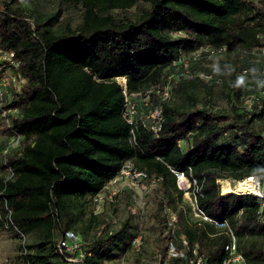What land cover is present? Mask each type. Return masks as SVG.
<instances>
[{
    "label": "trees",
    "instance_id": "obj_1",
    "mask_svg": "<svg viewBox=\"0 0 264 264\" xmlns=\"http://www.w3.org/2000/svg\"><path fill=\"white\" fill-rule=\"evenodd\" d=\"M207 47L262 50L264 4L0 0V50L13 53L19 65L4 67L0 60V77L9 70L21 80L0 100L1 130L11 138L1 162L0 232H12L21 242L12 264L64 263L57 244L69 231L90 252L83 264H104L116 251L126 252L138 237L128 221L112 230L88 209L128 162L157 180L160 209L174 212L177 236L199 243L208 264H223L227 237L187 214L175 171L196 179L200 207L234 228L247 264H264L260 200L222 194L218 183L264 175V87L249 109L232 104L229 111L209 110L202 104L207 99L198 96L205 83L191 59ZM187 60L193 79L183 76ZM233 64L225 65L230 71ZM237 73L235 66V97L242 89ZM122 77L126 90L118 81ZM166 86L170 97L153 100L162 109L160 130L138 115L127 120V96L139 102ZM12 141L18 145L11 150ZM165 221L170 239L169 218ZM164 262L166 248L158 264Z\"/></svg>",
    "mask_w": 264,
    "mask_h": 264
},
{
    "label": "rangeland",
    "instance_id": "obj_2",
    "mask_svg": "<svg viewBox=\"0 0 264 264\" xmlns=\"http://www.w3.org/2000/svg\"><path fill=\"white\" fill-rule=\"evenodd\" d=\"M258 2L264 4V0H258ZM75 17H77V13ZM226 50L221 54H206L207 56L204 59L200 57L202 60L199 58L200 61H194V71L205 83V86L199 87L198 96L202 100L207 99V102L202 104L213 112L229 111L232 104L249 109L252 104L259 102L258 98L263 93L264 48L262 50L255 49L252 52L237 48ZM229 61L236 62L231 66L230 71L225 65ZM235 66L238 69L236 76L242 86L239 97H235L231 89V71ZM2 67L0 66V69ZM3 74L11 82V88H17L21 83H18V80L13 82L14 76L10 74L9 70ZM118 80L123 85L126 83V79L123 77ZM159 95L157 91L156 95L146 94L143 99L136 102L139 118L147 120L148 116L151 118L158 116V112L154 110L155 102L153 100ZM3 126V124L0 125V177L5 174V170L1 167V162L7 151L5 144H9L8 142L11 140L9 136L2 132ZM17 145L16 141H12L9 146L12 150ZM224 182L230 186L234 185L230 179H220L218 183L222 194ZM101 195L102 198L99 202L92 203L89 206V212L100 215L112 230L119 229L124 222L128 221L132 231L138 234L137 238L139 240L134 241L126 252L116 251L115 257L105 261L104 264H158L161 250L166 247L167 241L165 239L167 234V229L164 226L166 224L165 220L174 212L169 211L168 208H166L167 210L160 209V193L157 180L154 178L136 180L123 176L111 182ZM184 196L188 202L186 212L189 216H192L193 220H196L190 199L187 195L184 194ZM20 243L19 238L14 233L0 232V264L13 263L18 255Z\"/></svg>",
    "mask_w": 264,
    "mask_h": 264
},
{
    "label": "built area",
    "instance_id": "obj_3",
    "mask_svg": "<svg viewBox=\"0 0 264 264\" xmlns=\"http://www.w3.org/2000/svg\"><path fill=\"white\" fill-rule=\"evenodd\" d=\"M225 47L222 48H203L196 53L191 55L193 61L198 60L203 54L216 55L221 54L225 51ZM0 55L2 56L3 66L7 67V64L19 66L18 63L14 60V54L6 51L0 50ZM0 59V60H1ZM187 60L184 62V74L183 76L188 79H193L195 74L189 70V62ZM6 62V63H5ZM183 63V62H182ZM5 76V77H4ZM0 80V100L8 92V88L11 86L6 75H4ZM119 79V78H118ZM18 83L21 80L18 77H13V82ZM119 81V80H118ZM122 84V83H121ZM123 85V84H122ZM126 90V83L123 85ZM153 90L148 91L146 94H150ZM171 88L166 86L162 92H160L161 98L166 100L170 97ZM137 97V95H134ZM154 110L158 112V116L151 118L148 116L147 121L151 123V129L158 131L161 129V121L163 119L161 107H156ZM137 116V104L135 101L130 99L128 96L126 98L125 106V117L129 122H133L134 118ZM177 177V183L181 190L184 191V194L190 199L191 207L193 214L196 220L199 223H209L214 225L217 229L220 230L219 234H225L227 237L226 243L223 245L224 259L223 264H247L245 255L240 248L238 236L234 228L230 225L227 220L217 221L211 218L207 212L200 207L198 203V195H200L201 187L197 183L196 179L187 175L185 172L175 171ZM123 176H128L136 180L146 179L147 175L144 172L137 171L133 168V165L128 162L120 175L116 177L113 181L122 178ZM243 180L250 182L257 189L258 193H245L252 194L258 197L261 202V208H264V175L258 176H249ZM112 181V182H113ZM242 181V180H241ZM102 198V195H98L95 198V202H99ZM177 218L175 214L170 215L169 217V228L171 229L172 238L167 239L166 241V257L167 262L164 264H171L169 260H175L178 264H208V258L205 254L201 252L199 243H191L188 238L185 236H177L176 224ZM139 241L138 238L135 240ZM57 251L64 257V263L62 264H83L85 258L90 255L87 247L84 245V242L79 234L74 232H67L64 237L57 244Z\"/></svg>",
    "mask_w": 264,
    "mask_h": 264
},
{
    "label": "bare ground",
    "instance_id": "obj_4",
    "mask_svg": "<svg viewBox=\"0 0 264 264\" xmlns=\"http://www.w3.org/2000/svg\"><path fill=\"white\" fill-rule=\"evenodd\" d=\"M227 183V182H226ZM234 185L230 186L228 184H225L223 187V194H229V193H258V189L251 184L250 182H247L246 180L233 182Z\"/></svg>",
    "mask_w": 264,
    "mask_h": 264
},
{
    "label": "clouds",
    "instance_id": "obj_5",
    "mask_svg": "<svg viewBox=\"0 0 264 264\" xmlns=\"http://www.w3.org/2000/svg\"><path fill=\"white\" fill-rule=\"evenodd\" d=\"M241 82H242V78H241ZM262 83H264V82H262Z\"/></svg>",
    "mask_w": 264,
    "mask_h": 264
}]
</instances>
